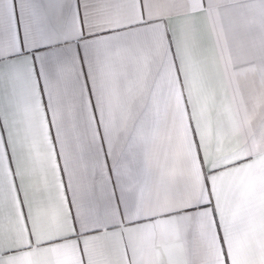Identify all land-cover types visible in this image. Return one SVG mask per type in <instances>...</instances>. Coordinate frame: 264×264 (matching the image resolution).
<instances>
[{
  "label": "snow or ice",
  "instance_id": "snow-or-ice-1",
  "mask_svg": "<svg viewBox=\"0 0 264 264\" xmlns=\"http://www.w3.org/2000/svg\"><path fill=\"white\" fill-rule=\"evenodd\" d=\"M0 264H264V0H0Z\"/></svg>",
  "mask_w": 264,
  "mask_h": 264
}]
</instances>
